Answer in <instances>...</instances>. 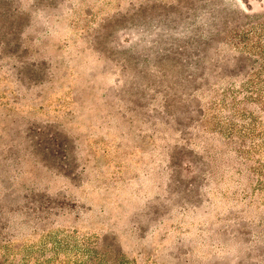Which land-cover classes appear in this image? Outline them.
<instances>
[{
  "label": "rangeland",
  "instance_id": "374dc122",
  "mask_svg": "<svg viewBox=\"0 0 264 264\" xmlns=\"http://www.w3.org/2000/svg\"><path fill=\"white\" fill-rule=\"evenodd\" d=\"M261 19L264 0H0L13 263L264 264L258 176L214 157L228 85L204 90L254 64Z\"/></svg>",
  "mask_w": 264,
  "mask_h": 264
},
{
  "label": "trees",
  "instance_id": "16d2710c",
  "mask_svg": "<svg viewBox=\"0 0 264 264\" xmlns=\"http://www.w3.org/2000/svg\"><path fill=\"white\" fill-rule=\"evenodd\" d=\"M220 19L224 20V17L221 16ZM250 33L253 38L246 37L244 40L250 41L244 46L257 58L249 70L239 75V80L235 81L238 89H235V83L229 82L227 77L209 74L213 81H208L204 90L206 94L212 95L216 92L211 87L213 83L228 85L220 94L222 108L216 103L209 108L212 117L210 123H215L212 124L213 132L224 140L226 148L214 157L221 155V158L236 161L234 157L237 156L247 172L258 176L256 185L258 190L264 191V163L259 159L254 160L255 155L264 154V19L257 21ZM201 126L207 128L206 124ZM195 140L199 142L200 139L195 137ZM12 254L10 245H0V264H14Z\"/></svg>",
  "mask_w": 264,
  "mask_h": 264
}]
</instances>
